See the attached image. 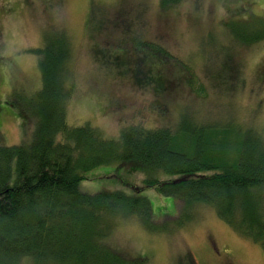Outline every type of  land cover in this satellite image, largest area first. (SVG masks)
Here are the masks:
<instances>
[{
  "label": "rangeland",
  "instance_id": "1",
  "mask_svg": "<svg viewBox=\"0 0 264 264\" xmlns=\"http://www.w3.org/2000/svg\"><path fill=\"white\" fill-rule=\"evenodd\" d=\"M121 1L134 7L132 16L140 20L134 31L154 41L149 52L137 48L139 39L127 40L126 28L110 26L121 9L127 11ZM158 1L0 0V104L9 109L0 120L2 142L15 145L34 136L42 82L38 57L49 44L67 45L66 38L65 76L72 87L66 101L68 125L88 122L106 137H116L126 126L177 129L185 122L228 126L233 131L238 124L264 129V39L239 45L227 28L238 25L247 34L260 32L264 0H178L165 13L157 9ZM245 8L254 17L246 18ZM106 18V27L99 25ZM123 52L127 59L153 55L156 88L153 82L139 85L132 73L120 72L113 61ZM231 55L239 68L232 81L225 69ZM217 65L222 68L219 82L211 75ZM83 174L80 189L89 194L116 189L131 193L129 184L174 177L130 163L100 165ZM141 194L151 204L157 224L153 230L160 231L124 220L109 237L113 249L141 264H192L190 257L196 264H264L260 244L232 231L212 208L199 207L196 220L176 226L183 214L174 198L154 188Z\"/></svg>",
  "mask_w": 264,
  "mask_h": 264
},
{
  "label": "trees",
  "instance_id": "2",
  "mask_svg": "<svg viewBox=\"0 0 264 264\" xmlns=\"http://www.w3.org/2000/svg\"><path fill=\"white\" fill-rule=\"evenodd\" d=\"M170 1L159 0L157 9L165 13L178 5V0ZM120 3L127 11L121 9L110 26L126 28L127 40L139 39L137 48L149 52L154 41L134 31L140 23L132 16L134 7ZM244 10L246 18L254 17L249 9ZM106 23L107 18L99 25L106 27ZM260 25V32L250 34L238 30V25L227 28L232 41L251 45L264 39L262 17ZM65 40L67 45L55 48L49 44L38 57L42 82L37 92L39 125L34 136L15 145L4 144L0 136V264H21L23 260L25 264L138 262L113 249L108 241L118 223L127 219L160 231L153 230L157 224L148 198L141 194L145 188L177 201L183 219L175 222L176 226L196 220V209L208 206L232 231L264 249V129L238 124L233 131L228 126L185 122L177 129L126 126L116 137H106L88 122L68 125L66 101L72 87L65 76L69 59ZM118 55L113 63L121 73H132L134 82H153L151 86L156 88L153 55L132 59H127L125 52ZM233 59L225 67L232 74L231 81L239 76ZM221 69L213 67L211 75L216 82ZM8 112L7 106L0 104V120ZM125 163L159 169L174 177L146 179L139 186L129 184L131 193L116 189L89 194L80 189L86 178L83 172L89 168Z\"/></svg>",
  "mask_w": 264,
  "mask_h": 264
},
{
  "label": "flooded vegetation",
  "instance_id": "3",
  "mask_svg": "<svg viewBox=\"0 0 264 264\" xmlns=\"http://www.w3.org/2000/svg\"><path fill=\"white\" fill-rule=\"evenodd\" d=\"M189 259L192 260V264H196L193 257H190Z\"/></svg>",
  "mask_w": 264,
  "mask_h": 264
}]
</instances>
